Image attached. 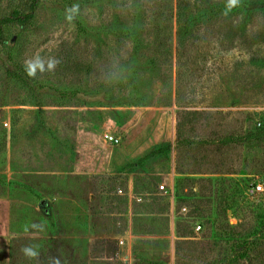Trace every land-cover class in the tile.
Returning a JSON list of instances; mask_svg holds the SVG:
<instances>
[{"label": "rangeland", "instance_id": "obj_1", "mask_svg": "<svg viewBox=\"0 0 264 264\" xmlns=\"http://www.w3.org/2000/svg\"><path fill=\"white\" fill-rule=\"evenodd\" d=\"M29 5L0 0V20ZM177 5L38 0L3 25L0 264H264V0ZM140 17L133 61L105 25ZM36 56L41 107L7 80Z\"/></svg>", "mask_w": 264, "mask_h": 264}, {"label": "trees", "instance_id": "obj_2", "mask_svg": "<svg viewBox=\"0 0 264 264\" xmlns=\"http://www.w3.org/2000/svg\"><path fill=\"white\" fill-rule=\"evenodd\" d=\"M38 5V0H30V5L27 13L24 12H19L16 11L13 14V17L10 20L9 18L0 20V41L1 37L3 35V25H5L9 21H14L16 22L20 27H27L34 19V14L36 11ZM224 4H222L223 6ZM221 6V8H222ZM182 12H183V6H182V0H178V5H177V15L178 19L182 20ZM142 27H145V24L142 22V18H117L116 20H112L110 23L105 25V28L107 29L106 32V37L109 35H121L122 37H125L128 39L132 45H133V55L131 60H138L140 57H143V51L149 50L151 46V41L147 39V35L140 33L142 31ZM81 30H84L82 26H80ZM109 30V31H108ZM2 46L4 48L7 47V43L3 42ZM68 63V62H67ZM144 64L149 67L151 64V59L148 57H144ZM66 66L61 67L60 69H64ZM7 80L9 82L15 83L20 86L23 91L26 92L28 95V98L31 100L32 104L36 107H41L42 102L41 98L42 95L46 92L43 90H48V83H50L51 79H42L36 75L34 76H29L27 72L25 71V67H20L16 66L12 70L7 71ZM54 88L55 95L58 97L57 101H63L64 99L67 98V95H71L74 93H77L76 90L68 89L66 92H62L58 90L56 87ZM58 94V95H57ZM27 100L26 102L21 104V106H28L27 105ZM138 105H146V103L142 102L140 104H134L132 102L129 103V107H137ZM179 134H181V131L179 130ZM255 138L258 139H264V131H261L255 135H253ZM234 138L240 140L242 139L241 136H233ZM233 138V139H234ZM220 141V140H219ZM228 145L227 143H219L217 145V150L221 151L222 145ZM221 146V147H220ZM165 147H161L158 149L159 151H162Z\"/></svg>", "mask_w": 264, "mask_h": 264}, {"label": "clouds", "instance_id": "obj_3", "mask_svg": "<svg viewBox=\"0 0 264 264\" xmlns=\"http://www.w3.org/2000/svg\"><path fill=\"white\" fill-rule=\"evenodd\" d=\"M232 3H235V0H232ZM57 62L58 61L53 60V59L48 60L47 69L52 70L55 67ZM37 68H39L41 71L45 70L44 61L39 56L33 57L32 59L25 61V71L27 72L29 76H34ZM31 227L34 229L42 230L43 225L32 224ZM23 251L25 255L28 257H35L38 254L37 251H35L32 247H26L23 249Z\"/></svg>", "mask_w": 264, "mask_h": 264}, {"label": "built area", "instance_id": "obj_4", "mask_svg": "<svg viewBox=\"0 0 264 264\" xmlns=\"http://www.w3.org/2000/svg\"><path fill=\"white\" fill-rule=\"evenodd\" d=\"M108 139H109L111 142H116V143L118 142V140H115L114 137H111V136H110V137L108 136ZM161 189L164 190L165 188L162 187ZM257 190H258V191H262V187H261V186H258V187H257Z\"/></svg>", "mask_w": 264, "mask_h": 264}, {"label": "water", "instance_id": "obj_5", "mask_svg": "<svg viewBox=\"0 0 264 264\" xmlns=\"http://www.w3.org/2000/svg\"><path fill=\"white\" fill-rule=\"evenodd\" d=\"M13 41H15V40H13ZM45 203H46V202H45V201H43V202L41 203V205H40V206H41V207H44V206H45Z\"/></svg>", "mask_w": 264, "mask_h": 264}]
</instances>
